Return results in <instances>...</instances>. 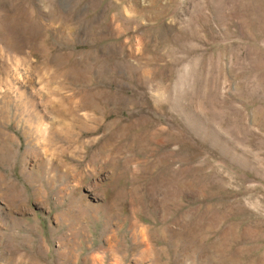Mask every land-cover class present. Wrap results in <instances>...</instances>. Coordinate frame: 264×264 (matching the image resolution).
Wrapping results in <instances>:
<instances>
[{
	"label": "rangeland",
	"instance_id": "obj_1",
	"mask_svg": "<svg viewBox=\"0 0 264 264\" xmlns=\"http://www.w3.org/2000/svg\"><path fill=\"white\" fill-rule=\"evenodd\" d=\"M0 264H264V0H0Z\"/></svg>",
	"mask_w": 264,
	"mask_h": 264
}]
</instances>
